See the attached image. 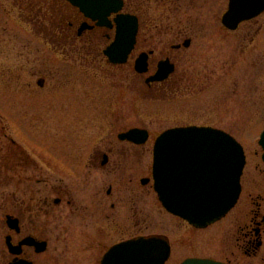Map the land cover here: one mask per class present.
I'll use <instances>...</instances> for the list:
<instances>
[{"label": "rangeland", "instance_id": "obj_1", "mask_svg": "<svg viewBox=\"0 0 264 264\" xmlns=\"http://www.w3.org/2000/svg\"><path fill=\"white\" fill-rule=\"evenodd\" d=\"M125 3L124 13L141 20L143 46L146 40L150 43L153 39L151 46L158 58L166 49L175 58L190 55L191 61L180 63L181 70L189 64L194 67L198 63L193 55L196 47L204 48L215 58L218 81L226 71L231 72L227 88L224 80L216 86L213 92L216 96L210 93L208 97L209 94L199 97L196 91L189 94L185 85L180 96L169 103L160 93L157 97L147 96L146 86L135 82L133 66L115 69L103 55L113 41L98 40L95 37L100 35L88 30L82 33L83 37H76L79 28L69 25H77L78 15L65 2L0 0V121L16 141L39 152L44 164L50 163L45 149L86 146L88 142L85 138L66 137L62 133L66 124L62 122L73 123L68 120L57 124L56 119L90 122L99 119L102 122L99 127L105 132L111 130L110 126L118 133L132 128L149 131V142L126 161L127 169L122 171L120 181L114 182L106 173V190L114 185L116 199L121 201L113 218L100 222L104 239L98 243L104 252L135 237L158 236L167 239L172 247L168 264H182L187 259L264 264V244L246 253L237 241L250 214L258 213L261 208L258 204L264 203V162L259 146L264 132V15L229 32L222 25L229 0H125ZM183 34L194 37L192 49L173 52L171 47L182 42ZM225 57L227 60H222ZM191 71L190 75L196 78V69ZM38 77L46 80L43 88L37 86ZM193 125L229 133L244 147L247 156L244 191L238 207L206 230L194 229L168 214L155 191L143 190L140 185V179L151 176L156 139L166 130ZM94 126L90 124L89 135ZM55 129L58 135L52 140ZM3 142L0 138V151L5 147ZM58 171L59 181L69 180L68 171ZM131 177H134L132 187ZM4 192L0 181V204ZM73 240L71 235L56 247L57 253L64 254L60 258L68 256L69 261L70 251L65 250L77 251L75 248L79 247L85 251V241L76 237ZM2 244L0 233V250ZM101 248L98 258L93 251H82L77 262L99 264ZM52 254L45 258L51 259ZM92 259L94 263H90Z\"/></svg>", "mask_w": 264, "mask_h": 264}, {"label": "flooded vegetation", "instance_id": "obj_2", "mask_svg": "<svg viewBox=\"0 0 264 264\" xmlns=\"http://www.w3.org/2000/svg\"><path fill=\"white\" fill-rule=\"evenodd\" d=\"M73 10L78 15L77 25L70 23L69 26L73 29L79 28L76 37H83L82 33L88 30L99 34V38L95 37L98 40L113 41L114 31L98 27L76 9ZM136 17L139 21V34L134 51L126 65L133 66L135 82L136 84L137 81L142 82L146 86L144 92L147 96L155 95L157 97V94L160 93L161 97L167 99V103H169L180 96L182 87L185 85L184 89L189 94L196 91L199 92V97L206 94H209L207 97L211 94L215 95L213 92L216 86L224 80H226L225 87L227 88V79L231 76V72L226 71L221 75L220 80H217L219 71L215 58L210 55L212 52L196 47L193 55L197 58L198 63L194 67L189 64L188 67L181 70L180 63L191 61L190 55L184 53V57L175 58L172 52L166 49V52H163L158 58L156 49L151 46L153 39L150 40V43L146 40L147 43L143 46L141 20L138 16ZM247 23H252V21ZM224 29L226 28L224 27ZM226 31L233 32L228 29ZM181 38L182 42L171 47L173 52L182 53L184 50L187 52L192 49L194 37L191 38L183 34ZM103 55L105 56V54ZM143 55H146L145 59H143ZM222 60H227V58H222ZM107 61L109 62L108 59ZM225 62L227 61H222V64ZM110 65L115 69L126 66ZM215 65L216 67H214ZM191 69H196V78L195 75L194 77L190 75ZM36 76V74L33 75L34 78ZM38 79L37 86L43 88L46 80L42 81L41 77ZM29 85V87L32 86ZM214 104H216V100ZM68 120H71L73 125L62 122ZM94 120H98V123ZM59 122L66 124L63 126L65 133L62 132L66 137L76 139L80 137L82 140L85 138L88 142H86V146L45 149V153L50 157V163L44 164L39 152L16 141L8 132V127L3 125V121H0V138L5 140V143L2 144L5 147L0 151V181L5 188L0 204V233L3 238L0 264H63V262L74 264L77 262L79 254L86 251L95 252L97 257V252L101 248V244L99 245L98 242L104 239L102 230L99 229L100 222L104 223V220L113 218L119 209L118 205L121 199H116L114 185L106 190V173L114 182L120 181L122 171L127 169L126 161L132 158L133 153L136 156L138 148L144 146L123 141L121 135L127 131L118 133L114 127L110 126L111 130L105 132L102 127H99V124L102 123L99 119H93L92 122L89 119H56V123ZM91 123L95 126L89 135ZM57 135L58 130L55 129L52 133V140ZM33 139L36 140L37 137L34 136ZM123 145H125L124 148L121 147ZM58 170L68 171L71 179L69 178L64 183L63 179L59 181ZM43 174L44 177H42ZM133 182L134 177H131V187ZM153 183L152 165L151 176L140 179V185L143 190L150 188L154 190ZM114 197L116 200L110 202V200H114ZM258 206L261 207L258 213L256 211L254 214H250L251 218L247 220V224L240 229L238 234V245L246 253L256 251L264 244V203H259ZM71 235H74V240L76 237L85 241L86 244H84L85 251L79 247L75 248L77 251L65 250V252L70 251L68 261V256L60 258L64 254L63 252L57 253L59 250L56 247L66 242ZM138 238L146 237L139 236L132 239ZM73 246L74 244H72ZM102 248L99 264L103 263L106 255L104 247ZM52 249L53 251H51ZM51 253H53L51 259L47 260L45 257ZM94 262L95 260L92 259L90 263ZM77 264L79 263L77 262Z\"/></svg>", "mask_w": 264, "mask_h": 264}, {"label": "water", "instance_id": "obj_3", "mask_svg": "<svg viewBox=\"0 0 264 264\" xmlns=\"http://www.w3.org/2000/svg\"><path fill=\"white\" fill-rule=\"evenodd\" d=\"M65 1L79 8L99 27H113L110 18L117 15L116 40L106 55L114 64H125L136 44L138 20L120 14L124 1ZM263 13L264 0H230L223 24L230 30H237L240 24ZM121 138L141 145L148 141L149 135L144 130L134 129ZM260 146L264 150V134ZM245 165L243 147L221 131L205 128L170 130L160 136L155 145V191L170 214L198 229H206L226 217L236 206ZM170 256L169 243L163 238L154 237L114 247L103 264H166ZM183 264L221 263L190 259Z\"/></svg>", "mask_w": 264, "mask_h": 264}]
</instances>
